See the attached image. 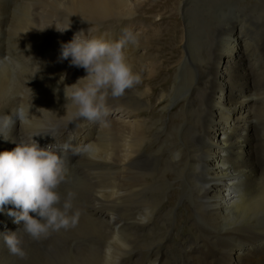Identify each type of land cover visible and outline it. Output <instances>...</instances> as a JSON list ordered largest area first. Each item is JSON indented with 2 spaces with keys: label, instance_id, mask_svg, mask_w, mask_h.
<instances>
[{
  "label": "bare ground",
  "instance_id": "6f19581e",
  "mask_svg": "<svg viewBox=\"0 0 264 264\" xmlns=\"http://www.w3.org/2000/svg\"><path fill=\"white\" fill-rule=\"evenodd\" d=\"M136 1L141 0H36L29 4L28 0H0V116L13 120L8 127L0 120V152L11 151L19 141L31 138L41 148L53 145L55 150L67 145L73 160L68 165V182L60 190L73 192L76 186L101 183L112 191L106 197L100 187L87 195L76 207L81 212L80 223L94 225L104 238L142 239V251L130 250L113 264H158L166 255L164 246L176 233L172 217L185 207L192 210L190 220L198 225L204 235L201 238H214L209 240V248L216 243L230 252L225 254L230 259L238 262L244 258L254 264L251 247L235 249L222 242L264 237V167L257 165L264 160V109L260 108L264 106V0H219L207 8L212 12H196L193 21L195 15L188 12L190 0H183L185 32H180L178 47L186 39L192 68L181 52L174 64L137 26L129 29L137 34L138 43L126 49L128 60L142 82L121 97L109 98L108 127L71 120L74 109L67 105L64 89L86 72L70 66L71 57L61 58L62 45L80 32L88 38L118 39L123 32L121 22L133 17L127 10L129 3L139 9ZM17 16L22 22L31 17L34 26L16 24ZM206 16L213 22L203 30ZM164 69L171 70L169 76H163L167 82H156ZM156 89L162 94L156 93L154 102L150 96ZM257 101H261L258 106ZM179 102L181 110L176 116L180 123L167 125L173 119L165 121L162 113L170 110L166 106ZM21 109L27 113V122H19L15 116ZM147 113L152 118L143 117ZM54 141L61 144L56 147ZM140 188L142 215L131 206V197ZM168 190H173V196L166 195ZM120 207L129 209L121 213ZM9 210L20 211L11 204L0 210V263L14 255L3 236L23 226L22 221L14 222V216L6 219ZM210 228L223 235L210 234ZM189 237L180 238L179 254L185 258L178 262L192 259L201 264L202 255L192 254L198 250L191 248ZM33 258L34 253L30 261ZM125 258L128 262L122 261Z\"/></svg>",
  "mask_w": 264,
  "mask_h": 264
},
{
  "label": "clouds",
  "instance_id": "9594fccd",
  "mask_svg": "<svg viewBox=\"0 0 264 264\" xmlns=\"http://www.w3.org/2000/svg\"><path fill=\"white\" fill-rule=\"evenodd\" d=\"M137 43V34L125 29L113 41L88 38L80 32L62 45L61 58L71 57L70 66L86 72L64 89L67 105L74 109L71 120L83 119L109 126V98L121 97L142 82L126 51ZM15 116L19 122H27L24 110L17 111ZM0 120L5 122V127L13 123L11 116H0ZM66 151V145L55 150L53 145L41 148L31 138L19 141L11 151L0 152V210L11 204L20 211L9 210L8 214L15 217V223L23 222L21 228L5 234L3 240L9 251L20 259L27 256L25 235L39 242L52 232L74 228L79 222L81 212L73 203L76 193L68 191L62 196L60 192L61 185L68 182Z\"/></svg>",
  "mask_w": 264,
  "mask_h": 264
},
{
  "label": "rangeland",
  "instance_id": "374dc122",
  "mask_svg": "<svg viewBox=\"0 0 264 264\" xmlns=\"http://www.w3.org/2000/svg\"><path fill=\"white\" fill-rule=\"evenodd\" d=\"M50 1H53V0H50ZM182 1L183 0H141L140 2L136 1L137 4H139L138 10L133 8V6L129 3L127 10L129 11V13L133 14V17L130 19L123 20L121 22V28H123V30H125V29L129 30V29L133 28L134 26H137L138 29L142 30L144 38L147 40H150L152 42V44L159 51H161V53L163 54L162 56L171 57V61H173V63L176 64L178 61L177 53L179 54V52H181L182 54H184L183 56H185L184 58H186V60H187L188 67L192 68L193 62L191 60V53H190V50L188 48V44L186 43V39L182 40L179 43V47H178V37L180 35V32L181 33L185 32V30L182 31V29L184 28V25H185L184 21L182 20L183 18H182V14H181L182 13L181 5H183ZM218 1L219 0H190L189 4H188V7H189L188 12L191 11L192 15H195L192 18V21L194 19H196V12H198V14L199 13L204 14L205 11L212 12V9H210L211 7L209 8V10H207V8L209 6H213L214 2L219 3ZM30 2H36V0H30V1L28 0V4ZM197 6H199V7L197 8ZM32 12H33V14L35 13L33 10H32ZM18 17L19 16H17L16 24L21 25L24 23L25 24L24 26L27 28H28V26L29 27L34 26L31 23V19H32L31 17L28 16L27 18H24V22H22L23 21L22 18H20V17L18 18ZM195 21L198 23L197 20H195ZM189 22H191V21H188L187 23H189ZM212 22L213 21L208 16H206L204 22H202L204 25L203 30H206V27H209V24H212ZM101 28H103V27H101ZM258 28L262 29L263 27L260 26ZM263 42H264V39H263ZM185 45H187V46H185ZM155 52H156V50L154 49L152 51V53H155ZM237 53H239V51H237ZM47 54H45V55H47ZM38 55H43V54L39 53ZM50 55H52L51 52H50ZM160 58L161 57H159V59ZM170 73H171V70L164 69L162 71L161 76H159V78H158L161 80H159V81L156 80V82H161V81L167 82V80H162V79H163L164 75L169 76ZM172 79H173V76L171 75V80ZM156 82H153L152 86H156L155 85ZM172 83H173V81L171 82V84ZM144 87H146V86H144ZM205 87H209V84L206 83ZM141 89H142V87H141ZM159 92L161 95L162 91L160 89H156L154 91V94H152L150 96L154 102H155V99H157L156 93L158 94ZM167 99H168V97H167ZM260 103H261V101H257L255 104H256V106H258ZM181 104H182V102H179L175 106H174V104H172L171 106H166L170 110L166 113L165 112L162 113L163 115H165L167 117V118H165V121H167L168 118L173 119V120L169 119L167 121V125H178L180 123L179 117H178L179 115L176 116V114L178 111L181 110ZM164 105L165 104H162V105H160V107H162ZM263 107L264 106H260L261 109H264ZM236 111H238V109H236ZM253 114L255 115V113H253ZM143 117L152 118L151 113L143 114ZM138 138L140 140H142L141 135L138 136ZM141 147H142V145H141ZM164 156H166V154H164ZM181 159H183V158H181ZM69 160H70L69 163L71 165L72 160H73L72 157L69 158ZM263 161L261 163L258 162L257 165H261L264 167ZM161 166L162 165L160 164L159 168ZM137 174H139V175L142 174V171L138 172ZM100 184L99 183H92V184H90V186L89 185L76 186L75 187L76 190L73 192L77 194L79 191V193L76 195V198H75L76 202L75 201L73 202L74 208H76L77 205L81 206L84 203L85 199L88 198V196L90 197L95 192L94 190H96V189H98V191L101 189L99 191L100 193L104 191V193H102V194L106 197L112 193L111 189L105 188L103 185H100ZM92 185H94V186H92ZM89 187H91V189H89ZM93 187L94 188L96 187V188L94 189ZM81 188H82V190H81ZM123 190H126V189H123ZM87 191H89V192H87ZM107 191H109V192H107ZM60 192H61L62 196H66V194H67L66 191L60 190ZM172 192H173V190H168L166 192L167 193L166 195L171 196ZM168 193H170V194H168ZM133 194H134V196L131 197L133 199V201L131 199L133 204L132 205L128 204V205L135 206L136 208L134 209V212H137L138 210H140V212L138 211V213L142 215V212H141L142 211L141 210L142 209V188H140V190H138V193H133ZM139 196H141V198ZM134 197H136V198H134ZM134 199H136V200H134ZM176 200L177 199L174 198L173 200H171V202L175 203ZM77 201H78V203H77ZM166 202H165V206L167 207L168 203L170 202V199H169V201H166ZM136 204H138V205H136ZM185 204H187L186 201H185ZM125 205H127V204H125ZM126 209H129V207H126V208L120 207L119 211L120 212L122 211L121 213H123V212H125ZM160 210L161 209H159L158 214L160 213ZM191 211L192 210H188L186 207H185V209L179 208V209H177V215H174L172 217L174 219V226H175L174 232H176L177 234L172 233L171 242H169L170 240H168V241L165 240V242L167 241V244L164 246V252L166 253V255H165V257L161 258L162 260L158 261V264L159 263L160 264H173L175 261L178 262L179 258H181V260H183L185 258L183 253L179 254L178 246L180 243V238H183V236H184V239H185L186 235L188 237L190 235V237H189L190 241H188V242L190 243L191 248L193 249V247H194L196 250H198L197 252H195V253L193 252L192 254L198 255L200 253V255H202L201 258L203 260H202L201 264L202 263L208 264L209 262L211 264H217V262H218V264H221V263L222 264H239V263L240 264H251L248 260H246L244 258L238 262L230 259L229 256H226L230 252L227 249H222V248L219 249V245H217L216 243L213 244L215 247L209 248L208 245H212V244H210V241L212 242L214 238L213 239L208 238L206 241H205V239L203 240V238H201L204 235H202L200 233V230L198 229V225L196 223H191L190 219L193 218V213ZM129 212H133V211H128L127 213H129ZM185 218L187 219V221L185 220ZM80 222H81V219H79V223L74 228H70L68 230L61 229L59 231L52 232L47 238L42 239L39 242L30 241L31 238L26 237L24 239V240H26L25 244H24V250L26 251L27 256L25 259H23L24 261L21 260L16 255H15V257L13 255V257L11 259L4 261V262H1L0 264H113V262L115 260L117 261L118 256L120 257L122 254H124L130 250L142 251V239L136 240V239L131 238V239H123V241H122V239L119 240V239H114V238L112 239L111 237H107L110 240V243L108 244L109 240L107 238H104V236L100 234V232L95 228L94 225H88L87 226V224L85 225V224H82ZM197 223H198V221H197ZM124 227H125V224H123V228ZM205 227H206V225L203 226V228H205ZM84 228H88L89 230L88 229L85 230ZM143 230H144V228L142 229V231ZM207 230H209V231L211 230V232H209V233L213 234L216 237H221L223 235V233L221 234L222 231H219V234H217L214 232V230H212V228L207 229ZM75 232H76V234H75ZM82 232H85V233H82ZM78 233H79V235H78ZM68 237H69V239H68ZM29 238H30V240H29ZM97 239H100V243L95 242ZM215 239H218V238H215ZM111 240H113V241H111ZM117 240H119V241H117ZM250 240H251V242H250ZM250 240H248V241L243 240L242 241V240H239L238 238H237V240L233 239V238H229L227 240H223L222 243L225 244L227 242V244L230 245L231 248L234 247L235 249H238V248H240V249H247L248 248L249 249V247H251L250 251L251 250H253V251H252V255H250V256L253 257L254 264H259V263L264 264V261H263L264 260L263 259L264 253H262V252H264V237H260V238H256V239H250ZM244 241L246 242V244ZM253 241H254V243H253ZM204 242L205 243L207 242V243L205 244ZM33 243H34V245L32 246ZM91 243H93V244H91ZM239 243H240V245H239ZM247 243H249L250 245ZM251 244H253V246ZM258 245H259V247H258ZM96 246H98V247H96ZM195 246H197V248ZM253 248H255V249H253ZM31 249H32V251H31ZM213 249H215V250H213ZM261 249H263V250H261ZM105 250L107 252H104ZM117 250H119V251H117ZM39 251H40V253H39ZM32 252L34 253L33 262H32V260L30 261V256H31V254H33ZM222 252H225V253L222 254ZM203 253H205V254H203ZM259 253H262V254L259 255ZM261 256H263V257H261ZM227 259H229V260H227ZM261 260H262V263H261ZM122 261L128 262V259L125 258ZM187 261H189V262H187ZM191 263L194 264L192 259H188V260L185 259V261H182L179 264H191Z\"/></svg>",
  "mask_w": 264,
  "mask_h": 264
}]
</instances>
